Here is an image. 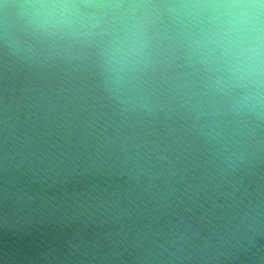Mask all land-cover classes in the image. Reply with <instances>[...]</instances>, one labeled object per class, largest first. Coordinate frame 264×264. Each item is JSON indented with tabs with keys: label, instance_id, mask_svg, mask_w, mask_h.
<instances>
[{
	"label": "water",
	"instance_id": "obj_1",
	"mask_svg": "<svg viewBox=\"0 0 264 264\" xmlns=\"http://www.w3.org/2000/svg\"><path fill=\"white\" fill-rule=\"evenodd\" d=\"M0 264H264V21L0 0Z\"/></svg>",
	"mask_w": 264,
	"mask_h": 264
},
{
	"label": "clouds",
	"instance_id": "obj_2",
	"mask_svg": "<svg viewBox=\"0 0 264 264\" xmlns=\"http://www.w3.org/2000/svg\"><path fill=\"white\" fill-rule=\"evenodd\" d=\"M54 2V0H49ZM65 4L70 0H63ZM205 8H211L220 15L229 17L238 30H254L264 21V0H198Z\"/></svg>",
	"mask_w": 264,
	"mask_h": 264
}]
</instances>
